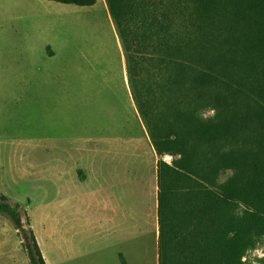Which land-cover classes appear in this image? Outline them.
Wrapping results in <instances>:
<instances>
[{
    "label": "rangeland",
    "instance_id": "rangeland-1",
    "mask_svg": "<svg viewBox=\"0 0 264 264\" xmlns=\"http://www.w3.org/2000/svg\"><path fill=\"white\" fill-rule=\"evenodd\" d=\"M109 11L0 0V193L22 219L0 212V264H32L31 230L47 264H100L118 181L140 169L154 185L161 157ZM244 260L264 264V238Z\"/></svg>",
    "mask_w": 264,
    "mask_h": 264
},
{
    "label": "trees",
    "instance_id": "trees-1",
    "mask_svg": "<svg viewBox=\"0 0 264 264\" xmlns=\"http://www.w3.org/2000/svg\"><path fill=\"white\" fill-rule=\"evenodd\" d=\"M107 4L161 157L160 264H247L264 238V0ZM19 209L0 193L17 228ZM30 241L32 264H47L32 230Z\"/></svg>",
    "mask_w": 264,
    "mask_h": 264
},
{
    "label": "crops",
    "instance_id": "crops-1",
    "mask_svg": "<svg viewBox=\"0 0 264 264\" xmlns=\"http://www.w3.org/2000/svg\"><path fill=\"white\" fill-rule=\"evenodd\" d=\"M98 2L83 7L94 8ZM103 3L109 10L107 0ZM155 171V182L150 190L143 189L145 177L140 169L137 173L128 170L127 176L116 184L110 218L112 249L100 264H160L157 160ZM133 178L140 186H135Z\"/></svg>",
    "mask_w": 264,
    "mask_h": 264
}]
</instances>
